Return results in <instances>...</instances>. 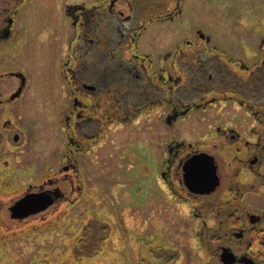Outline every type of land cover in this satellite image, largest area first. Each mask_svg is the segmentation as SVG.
Returning a JSON list of instances; mask_svg holds the SVG:
<instances>
[{
    "label": "flooded vegetation",
    "instance_id": "flooded-vegetation-1",
    "mask_svg": "<svg viewBox=\"0 0 264 264\" xmlns=\"http://www.w3.org/2000/svg\"><path fill=\"white\" fill-rule=\"evenodd\" d=\"M38 1L0 0V52L14 46L25 15ZM238 2L242 7L233 9L237 17L227 28L214 23L224 31L231 26L239 36L236 52L227 40L214 39V26L193 29L189 23L192 36L152 52L153 24L184 15L189 0H77L61 5L72 30L60 66L69 89L70 102L62 115L72 153L62 167L64 178L73 185L78 171L74 155L89 150L114 123L151 128L155 110L167 128L195 123L199 135L191 140H170L166 129L161 144L165 157L162 165L155 162L153 172L172 197L192 205L199 221L197 237L209 257L206 264H264V208L247 199L264 193V3ZM144 39H150V46ZM5 75L15 76L18 87L11 97L0 99L2 105L21 96L27 84L23 71L2 70L1 80ZM24 77L20 95L12 97ZM5 130L7 138L14 131L18 141L15 129ZM128 148L122 152L135 161V149ZM155 182L152 193L159 187ZM44 186L38 192L60 194L54 203L63 198L58 186Z\"/></svg>",
    "mask_w": 264,
    "mask_h": 264
},
{
    "label": "rangeland",
    "instance_id": "rangeland-1",
    "mask_svg": "<svg viewBox=\"0 0 264 264\" xmlns=\"http://www.w3.org/2000/svg\"><path fill=\"white\" fill-rule=\"evenodd\" d=\"M76 1L39 0L25 15L14 46L0 52V72L20 70L27 78L21 96L0 104V264H206L209 257L197 237L199 221L192 205L172 197L153 172L155 162L159 165L165 157L161 144L167 130L170 140H191L199 135L195 123L167 128L158 121L159 110L152 113L151 128L114 123L89 150L73 154L78 168L73 185L64 178L70 150L62 114L70 100L60 66L72 30L61 5ZM238 1L189 0L184 15L153 24L152 52L192 36L187 23L192 28L214 26V39L227 40L236 52L239 36L231 26L224 31L214 23L227 28L237 17L233 9L242 7ZM17 87L15 76L0 78V99L11 97ZM8 128L19 133L18 141L14 131L6 137ZM125 147L135 149V161L122 152ZM50 178L58 182L51 184ZM153 180L159 187L152 193ZM42 185L58 186L63 198L30 217H13V203ZM255 195L247 196L249 204L264 208V193Z\"/></svg>",
    "mask_w": 264,
    "mask_h": 264
},
{
    "label": "water",
    "instance_id": "water-1",
    "mask_svg": "<svg viewBox=\"0 0 264 264\" xmlns=\"http://www.w3.org/2000/svg\"><path fill=\"white\" fill-rule=\"evenodd\" d=\"M24 81L25 77L23 78L20 88L12 97L20 95L22 87L24 85ZM53 191L55 190H45L36 193H27L26 195L17 199L10 208L13 217L25 218L32 214L44 211L55 202V199L60 196V194H56L54 196L55 192ZM251 264L255 263L253 262Z\"/></svg>",
    "mask_w": 264,
    "mask_h": 264
},
{
    "label": "trees",
    "instance_id": "trees-1",
    "mask_svg": "<svg viewBox=\"0 0 264 264\" xmlns=\"http://www.w3.org/2000/svg\"><path fill=\"white\" fill-rule=\"evenodd\" d=\"M30 216H31V215H30ZM30 216H29V217H30Z\"/></svg>",
    "mask_w": 264,
    "mask_h": 264
}]
</instances>
